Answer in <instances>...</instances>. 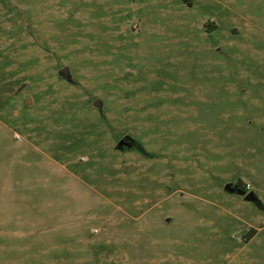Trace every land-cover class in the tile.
<instances>
[{
	"label": "rangeland",
	"instance_id": "374dc122",
	"mask_svg": "<svg viewBox=\"0 0 264 264\" xmlns=\"http://www.w3.org/2000/svg\"><path fill=\"white\" fill-rule=\"evenodd\" d=\"M0 264H264V0H0Z\"/></svg>",
	"mask_w": 264,
	"mask_h": 264
},
{
	"label": "water",
	"instance_id": "95a60500",
	"mask_svg": "<svg viewBox=\"0 0 264 264\" xmlns=\"http://www.w3.org/2000/svg\"><path fill=\"white\" fill-rule=\"evenodd\" d=\"M58 74L60 76H62L64 79H66L68 82H71V83L74 82L69 67L66 66V67L61 68L58 71ZM93 105L101 110L102 100L101 99H97L96 101H94ZM120 144H121V142L119 143V145ZM224 189L227 192L236 193V194H238L240 196H243L244 199L247 200V201H251V202H254V203L259 202V199L255 196V194L253 192L246 193L245 191L241 190L239 187L233 186L231 183L226 184Z\"/></svg>",
	"mask_w": 264,
	"mask_h": 264
},
{
	"label": "flooded vegetation",
	"instance_id": "af4514ba",
	"mask_svg": "<svg viewBox=\"0 0 264 264\" xmlns=\"http://www.w3.org/2000/svg\"><path fill=\"white\" fill-rule=\"evenodd\" d=\"M120 142L121 144L119 145ZM138 148H141L140 145L129 134L123 135L117 143V149L121 151L133 150V149H138ZM241 197L244 198L243 196ZM256 204L258 205L259 202H257Z\"/></svg>",
	"mask_w": 264,
	"mask_h": 264
},
{
	"label": "trees",
	"instance_id": "16d2710c",
	"mask_svg": "<svg viewBox=\"0 0 264 264\" xmlns=\"http://www.w3.org/2000/svg\"><path fill=\"white\" fill-rule=\"evenodd\" d=\"M183 2L186 3V4L189 5V6H192L194 0H183ZM240 188L243 189V186H240ZM245 189H246V186H245Z\"/></svg>",
	"mask_w": 264,
	"mask_h": 264
}]
</instances>
